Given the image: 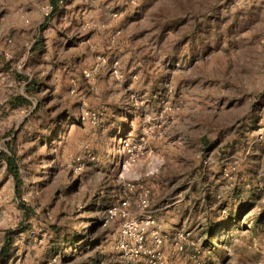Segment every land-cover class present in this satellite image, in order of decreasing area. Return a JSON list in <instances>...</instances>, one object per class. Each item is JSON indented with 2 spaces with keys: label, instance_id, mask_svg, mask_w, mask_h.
<instances>
[{
  "label": "rangeland",
  "instance_id": "374dc122",
  "mask_svg": "<svg viewBox=\"0 0 264 264\" xmlns=\"http://www.w3.org/2000/svg\"><path fill=\"white\" fill-rule=\"evenodd\" d=\"M51 13L0 0V264H264V0Z\"/></svg>",
  "mask_w": 264,
  "mask_h": 264
},
{
  "label": "built area",
  "instance_id": "2783aa9c",
  "mask_svg": "<svg viewBox=\"0 0 264 264\" xmlns=\"http://www.w3.org/2000/svg\"><path fill=\"white\" fill-rule=\"evenodd\" d=\"M85 77L90 78V75L86 73ZM126 205L127 203L123 201L120 204H118L116 207L109 208L107 210V214L110 217H114L119 212H121L125 208ZM140 207L143 210L149 207V195H148V192L145 190H142L140 194ZM148 223L149 222H145L146 225H148ZM125 227L127 229L126 231L132 232V234H134L133 236L135 237V242H137L138 244L142 243L143 235H144V229L142 227L139 228V226L137 225L135 221L128 222ZM126 231L124 232L125 234H126ZM155 243H156V246L158 247L161 245V240L155 239Z\"/></svg>",
  "mask_w": 264,
  "mask_h": 264
},
{
  "label": "trees",
  "instance_id": "16d2710c",
  "mask_svg": "<svg viewBox=\"0 0 264 264\" xmlns=\"http://www.w3.org/2000/svg\"><path fill=\"white\" fill-rule=\"evenodd\" d=\"M50 5L52 7V13L51 16L55 15L58 10H59V2L60 0H49ZM35 82H29L27 85V93H31V91L33 90V87L35 86ZM13 102L11 103L12 107H17L19 105H26L28 104V100L23 98V97H19V98H14L12 100ZM2 158H4L7 162V168L9 170V172L11 173V175L13 176V178L15 179V181H18L19 179V172L18 169L15 165V161L14 158L12 157V155H7V154H2L1 156ZM16 190L18 192V186L16 187ZM10 244V241L8 239H6L1 251H0V255H2L8 248Z\"/></svg>",
  "mask_w": 264,
  "mask_h": 264
}]
</instances>
